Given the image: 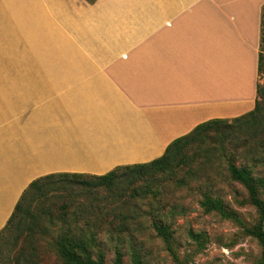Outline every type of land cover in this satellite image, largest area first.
Wrapping results in <instances>:
<instances>
[{
	"label": "crops",
	"instance_id": "1",
	"mask_svg": "<svg viewBox=\"0 0 264 264\" xmlns=\"http://www.w3.org/2000/svg\"><path fill=\"white\" fill-rule=\"evenodd\" d=\"M263 4L0 0V231L44 174L148 162L199 123L252 110ZM64 51L99 83H47Z\"/></svg>",
	"mask_w": 264,
	"mask_h": 264
},
{
	"label": "rangeland",
	"instance_id": "2",
	"mask_svg": "<svg viewBox=\"0 0 264 264\" xmlns=\"http://www.w3.org/2000/svg\"><path fill=\"white\" fill-rule=\"evenodd\" d=\"M66 51L61 52L58 69L52 70L53 65L45 67L47 83H84L86 79L87 83H99L89 68L88 74L84 73V57L69 56L68 60V55H62ZM64 59L69 62L63 63ZM5 78L1 73L0 83H6ZM258 100L262 118L256 123L247 119L246 125L238 129L223 127L230 131L223 145L218 143L216 130H210L203 143L196 142L185 149L187 162L174 174L164 176L165 180L157 185V193L139 192L131 197L132 187L141 182L130 185L124 178L117 179L116 188L109 191L104 186L84 188L68 177H56L46 184V203L55 208L63 201H72L81 209L86 206L88 211L83 217L76 222L69 216V223L73 228L95 232L91 251L94 257L103 253L105 264H113L117 250L124 264H132L134 254L140 255L145 264H260L262 246L247 232V228L257 224L259 212L250 202L246 187L233 180L228 170L232 160L236 165L248 164L256 175L264 173L257 160L264 157V94ZM111 194L115 197L109 198ZM206 196L221 200L226 211L234 216L208 211L202 204ZM156 216L169 226V242L156 232L152 224ZM21 241L11 249V264H15L14 253ZM52 241L49 236L40 242L42 264L61 263ZM4 247L6 257L7 246Z\"/></svg>",
	"mask_w": 264,
	"mask_h": 264
},
{
	"label": "trees",
	"instance_id": "3",
	"mask_svg": "<svg viewBox=\"0 0 264 264\" xmlns=\"http://www.w3.org/2000/svg\"><path fill=\"white\" fill-rule=\"evenodd\" d=\"M259 75L263 82L257 85V96L264 94V4L261 10V41L259 54ZM256 100L252 110L229 118H214L199 123L191 132L174 139L166 148L165 152L148 162L120 165L104 174L70 173L58 172L49 173L34 179L23 192L17 202L12 216L7 224L0 231V263L11 264L10 254L14 246H18L14 253L15 264H42L40 242L48 238L53 239V245L58 253L60 264H105L103 253L99 252L93 256L91 247L95 242V232H90L84 227L73 228L70 217L76 222L88 211L86 206L77 208L72 205V201H63L57 208L54 204L48 205L49 188L47 183H51L56 177L70 178L84 188H99L104 186L111 191L116 188V180L122 179L128 184L138 181L141 185L132 187L131 197H135L139 192L157 193L158 183L165 180V175H172L175 170L187 162L188 156L185 149L196 142L203 143L208 137L209 131L216 130L217 140L223 145L230 131L225 130V126L242 128L246 125L247 119L256 123L260 115V101ZM264 167V157L257 159ZM230 177L243 184L248 190L250 202L257 208L259 219L256 225L247 228V232L255 236L262 246L263 258L260 264H264V173L256 175L253 168L248 164L236 165L232 160L228 162ZM156 185V187H155ZM115 197L113 194L109 198ZM202 204L208 211L216 210L226 216L233 217L234 214L226 211L222 201L206 196ZM99 217V216H98ZM101 217V216H100ZM157 217V216H156ZM102 218V217H101ZM154 219L152 224L156 232L169 242L171 231L169 226L160 219ZM103 219V218H102ZM125 220L122 221L124 223ZM59 227L56 230L54 227ZM121 231L122 226H119ZM55 232V233H54ZM7 246V256H4V249ZM2 259V260H1ZM113 264H124L120 251H116ZM132 264H145L140 255L132 256Z\"/></svg>",
	"mask_w": 264,
	"mask_h": 264
}]
</instances>
